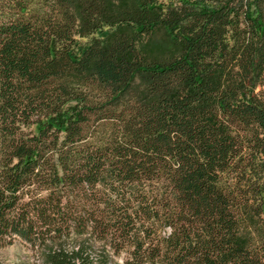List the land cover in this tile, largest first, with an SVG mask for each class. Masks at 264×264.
<instances>
[{"label": "trees", "instance_id": "trees-1", "mask_svg": "<svg viewBox=\"0 0 264 264\" xmlns=\"http://www.w3.org/2000/svg\"><path fill=\"white\" fill-rule=\"evenodd\" d=\"M15 239L45 264H264V0H0Z\"/></svg>", "mask_w": 264, "mask_h": 264}, {"label": "rangeland", "instance_id": "rangeland-1", "mask_svg": "<svg viewBox=\"0 0 264 264\" xmlns=\"http://www.w3.org/2000/svg\"><path fill=\"white\" fill-rule=\"evenodd\" d=\"M153 42L164 41L161 32L154 33L151 37ZM83 236V235H82ZM85 235L82 237L84 238ZM77 246L73 239L69 240L66 244L65 249L70 250L72 246ZM100 244L98 242L94 243L93 255L96 254L99 249ZM124 253L115 256L118 262L123 258ZM0 264H45L44 263V252L43 249L32 248L25 242L19 239H15L8 244L0 245Z\"/></svg>", "mask_w": 264, "mask_h": 264}]
</instances>
